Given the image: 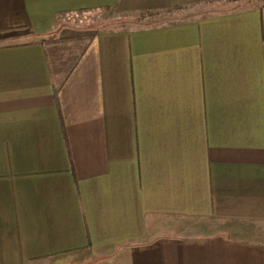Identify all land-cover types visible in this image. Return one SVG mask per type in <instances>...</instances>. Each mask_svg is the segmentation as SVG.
Returning a JSON list of instances; mask_svg holds the SVG:
<instances>
[{
  "label": "crops",
  "instance_id": "crops-1",
  "mask_svg": "<svg viewBox=\"0 0 264 264\" xmlns=\"http://www.w3.org/2000/svg\"><path fill=\"white\" fill-rule=\"evenodd\" d=\"M0 264H264V0H0Z\"/></svg>",
  "mask_w": 264,
  "mask_h": 264
},
{
  "label": "trees",
  "instance_id": "trees-1",
  "mask_svg": "<svg viewBox=\"0 0 264 264\" xmlns=\"http://www.w3.org/2000/svg\"><path fill=\"white\" fill-rule=\"evenodd\" d=\"M259 1V0H255ZM102 10L105 15L114 12L113 7H106ZM91 12L92 10H84ZM94 11V10H93ZM82 12V11H80ZM69 44H59L58 42H48L47 54L49 57V69L51 74L56 77L58 82H61L65 76L71 71L77 59L79 58L82 50L84 49V42L69 41Z\"/></svg>",
  "mask_w": 264,
  "mask_h": 264
},
{
  "label": "rangeland",
  "instance_id": "rangeland-1",
  "mask_svg": "<svg viewBox=\"0 0 264 264\" xmlns=\"http://www.w3.org/2000/svg\"><path fill=\"white\" fill-rule=\"evenodd\" d=\"M136 21V20H135ZM133 20L130 17H124L113 12L105 15L102 10L82 11L71 13L66 17L65 26L78 30H105L115 26L131 24Z\"/></svg>",
  "mask_w": 264,
  "mask_h": 264
}]
</instances>
